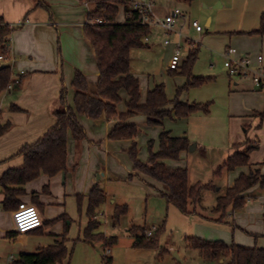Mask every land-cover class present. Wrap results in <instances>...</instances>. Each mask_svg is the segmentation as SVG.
<instances>
[{
  "label": "crops",
  "instance_id": "1",
  "mask_svg": "<svg viewBox=\"0 0 264 264\" xmlns=\"http://www.w3.org/2000/svg\"><path fill=\"white\" fill-rule=\"evenodd\" d=\"M217 1L213 0V3ZM156 2V13L160 17L167 15L168 12L166 14L163 13L162 4L158 0ZM215 7L219 8V10L214 15H210L206 22V26L211 32L204 31V28L201 32L195 31L201 33L200 42L196 41L198 44L195 47H190L187 41L190 38L185 36L184 26L182 25L186 24L187 14L181 8L184 11L183 15L176 18L175 29L168 36L171 39V44L174 45L179 41L181 43L187 41L184 51L186 55L184 63L188 61V55L192 49L198 47L200 53L201 46L206 43L213 55L222 57L224 60L226 49L234 46L238 49L240 56H250L252 62L257 64V56L259 54L264 56V34L254 33L253 31L260 27L261 17L264 14V0H220ZM92 8L93 6L90 3L86 5L79 0H0V18L6 22L13 23L15 26L18 25L11 34L10 54L14 57L11 69L19 77L18 83L12 89L4 90L0 95V120L3 124L10 123L11 125L0 136V176L9 168L21 167L24 164L23 157L15 154L23 145L37 141L49 128L56 124L57 119L54 114L56 110L67 108L68 106L74 107L75 90L72 86V81L76 70H80L87 77L90 90L96 89L99 77L98 65L94 50L84 34V25L88 19L87 13ZM179 19L183 21H180L181 28L177 29L176 24ZM117 21L124 22L121 7L117 15ZM191 21H188L187 24L194 31L191 27ZM150 27L151 33L154 32V25ZM151 33L149 34L150 41L146 42L149 46L146 48H150L156 43L151 38ZM173 33H176L177 40H172L171 35ZM225 71L227 72V69ZM168 72L183 75V73L173 72L170 69H168ZM132 74L134 75V73ZM226 75L229 79L231 95L237 94L242 97L241 99L245 103H248L246 106L248 109L246 119H258L263 125L264 118H262L261 113L264 111V87L256 88L249 78L234 80L229 77L228 73ZM193 76L204 77L195 73H193ZM183 78L182 83L186 84L189 78L185 74ZM139 82L141 103H145L148 92L159 85V83L150 84L147 82L146 88H144L140 79ZM63 89H65V105L62 103ZM176 93L172 97L169 95L170 93L167 94L166 92L171 100L175 98ZM120 95L122 99L117 103V110L119 113H126V102L130 99V96L125 89L121 90ZM180 100L189 102L185 98ZM13 106H17L19 109H13ZM173 107V103L166 106V109L173 110V115L164 118L162 123L157 125L148 124L147 115L142 113L126 119L116 118L111 120L105 117L92 119L79 115L80 123L84 126L87 136L76 142L71 132H68L67 169L53 176L42 174L27 182L24 186L25 192L19 196L22 202L33 204L37 207L42 217L43 225L30 231L19 233L16 240H10L13 242L11 245L12 250L19 254L22 252H36L42 245L56 243L64 232L66 233L68 250L71 238L73 240L80 238L78 242L92 246L94 242L82 239L83 230L88 223L87 216L83 229L80 220L76 235L72 234L70 229L68 230L69 224L76 221L72 210L75 199L78 200L79 196H83L82 205L87 209V195L95 185H99L106 194L105 202L96 211V218L100 220L98 211L105 207L108 202L113 204L114 210L117 205H122V203L115 202L108 190L111 180L127 179L130 181L139 176H143L145 179L147 177L139 174L134 169L128 153L133 140L137 141L141 130L135 138L125 139L109 138L110 131L117 122L136 125L140 122L144 129L146 127L157 128L165 127L167 118L178 122L194 114L188 117H178L174 114L175 110ZM162 131H169L174 136H186L189 138L186 131L178 132V134L174 133L171 128H163ZM161 132L158 137V148L155 149L153 144L154 151H159L160 149ZM150 141H148V146ZM190 143V145L195 144L194 149L191 150L189 147V149L182 151L178 160H164L166 165L169 167H181L184 156L201 146L200 143H192L191 140ZM257 144L256 140L251 141L250 145H248L244 138L242 140L239 139V141L233 143L231 147L233 151L229 150L228 155L225 154L223 159L217 162L218 168L234 152L244 151L252 147L248 164L237 166L232 170L223 169L227 170L226 174H228V184L225 188V193L228 188L234 186L236 179L241 174H247L251 171H260L264 174V155L261 154L257 158L253 157V149L256 148ZM139 158L146 161L149 157L147 159L141 158L139 152ZM172 164L173 166H170ZM181 168L187 167L183 166ZM221 188L222 186H219V190ZM244 195L246 196L245 206L237 210L230 208L225 216L233 219L232 228L236 243L252 247L253 242H244L245 234L248 238L254 239L257 247L264 248V244H257L259 238L264 239V185L257 183L245 191ZM219 196H217V199ZM4 198L5 192L0 191L1 204ZM67 201L72 206L70 210H68L69 202ZM216 204L213 205L214 213H216L214 211ZM13 211L14 209L6 210L3 207L0 208V238H5L8 231H15ZM216 215V217L212 216L211 219L214 221L221 220V215L219 213H216ZM225 216L223 215L221 218L224 220ZM132 225L128 226L126 230L132 238L133 245L135 237L129 231ZM145 228L148 227L145 226ZM106 236L109 237L108 235ZM226 242L231 243V241ZM100 243L104 245L102 241ZM105 248L107 247L104 246V250ZM17 256L14 253L10 254L7 264H11L12 261L18 259L19 257ZM11 257L12 260H10ZM111 257L113 261V256ZM66 260H70V258L68 257L64 261ZM220 261H223V259L220 258Z\"/></svg>",
  "mask_w": 264,
  "mask_h": 264
},
{
  "label": "trees",
  "instance_id": "2",
  "mask_svg": "<svg viewBox=\"0 0 264 264\" xmlns=\"http://www.w3.org/2000/svg\"><path fill=\"white\" fill-rule=\"evenodd\" d=\"M81 3L88 2L93 8L87 13V22L84 25V34L88 43L94 50L99 77L95 90H90L87 77L76 70L72 86L75 90L74 107L68 106L55 111L57 122L49 128L37 141L23 145L16 156H22L24 164L21 167L7 169L0 176V191L5 192L2 207L6 210L16 209L22 200L19 198L25 192V184L42 174L53 176L67 169L68 157V132L70 131L76 142L87 136L84 126L80 123L79 115L92 119L105 117L111 119H126L136 114H146L148 124L157 125L163 119L172 116L173 110L166 109L170 103L174 104V114L178 117H188L191 114L203 111L209 113L208 104L189 103L180 100L179 93L185 87L200 86L210 80L208 77L193 76V67L199 55L196 47L189 52L188 61L182 66L180 73L188 76V82L178 87L174 99H169L164 84L157 85L147 94L145 103H141V89L139 78L131 72V52L133 49L146 48L149 46L145 37L151 33L148 25L134 22L138 15L129 16L126 21L118 22L117 15L119 5H125L129 0H79ZM191 4L193 0H178ZM103 19L104 23H97ZM0 21H4L0 18ZM26 21V20H24ZM18 26V25H17ZM16 26V27H17ZM14 29L4 26L0 29V52L4 51V45L8 41L9 34ZM254 33L264 34V14L261 17L260 27ZM0 63V95L7 89L12 79L10 64ZM173 72H177L173 70ZM125 89L130 99L127 100V112L119 113L117 103L121 101L120 92ZM62 103L65 105V89L62 90ZM13 109H19L13 106ZM1 115V112H0ZM264 118V111L261 113ZM10 123L3 124L0 120V136L9 128ZM136 124L117 122L109 133L111 139L135 138L140 132ZM190 140L186 136H174L169 131L160 134V149L154 151L153 140L149 142V158L143 161L139 158L138 143L134 139L128 150L134 169L166 187L162 195L168 203L175 205L185 214L197 212V204L201 202L204 188L214 187L211 183L202 185L189 184L188 168L169 167L166 159L178 160L182 151L189 149ZM252 147L244 151H236L217 169V173L224 168L232 170L240 165H246L250 161ZM257 183L264 185V174L260 171H251L241 174L235 181L234 186L220 195L214 207L216 213L221 216L232 209H241L245 206L246 196L244 192ZM36 196V195H35ZM83 196L78 197V205L82 210ZM86 214L88 223L83 230L82 239L89 242L102 241L105 247H112L117 242L116 236L107 237L100 231L101 220L96 218L97 209L105 202L106 194L99 185L87 195ZM128 211V205H117L114 210V218L119 221L121 216ZM164 226L157 229L155 237L145 234V226L132 225L129 229L134 235L133 246L138 248H156L158 235ZM19 235L17 231H8L5 238L14 241ZM54 244L42 245L36 252H22L19 258L11 264H57L62 263L70 253L66 245V233ZM77 238L76 240H79ZM189 247L199 250L200 255L208 259L222 258V264H264V248L246 247L234 241L228 243L224 240H209L199 236L189 237ZM106 264L112 263L110 255L104 256Z\"/></svg>",
  "mask_w": 264,
  "mask_h": 264
},
{
  "label": "rangeland",
  "instance_id": "3",
  "mask_svg": "<svg viewBox=\"0 0 264 264\" xmlns=\"http://www.w3.org/2000/svg\"><path fill=\"white\" fill-rule=\"evenodd\" d=\"M158 2L162 4L164 14L176 6L186 11L187 21L184 20L186 24L182 26H184L185 36L190 38L187 40L190 47H195L197 42H200L201 33L190 29L187 24L188 21L196 19L201 23L204 31L211 32L206 26V22L210 15H214L219 10L215 5L220 0L216 3H213V0H194L189 5L178 0H158ZM180 21L183 20L179 19L176 24L177 29L181 28ZM154 28L155 31L151 33V38L156 43L150 48L132 50L131 72L139 77L144 88H146L147 82L150 84L158 82L164 84L167 94L170 93L169 95L174 97L178 86L185 84L182 83L184 74L168 72V64L175 45H165L164 39L168 36L166 31L157 25H154ZM171 38L177 40L176 33H173ZM187 41L182 43L184 51ZM225 70L224 58L213 55L206 43L203 44L194 64L193 73L208 77L210 80L200 86L183 88L179 93V98L188 99L189 103L208 104L210 112L206 114L203 111H198L189 118L178 122L167 118L165 127H146L144 129L142 123H137L141 128L137 142L140 157L144 159L149 157L148 141L154 139V148H158V137L163 128H171L176 134L186 131L192 143L201 144L196 150L190 151L184 156L180 165L188 168L190 185L196 183L214 185L213 188L203 189L201 202L196 206L198 212L185 214L175 205L168 203L162 195V191L167 190L166 187L151 178L146 177L145 179L143 176H139L130 181L113 179L108 185V190L116 203H127L128 212L117 221L114 218V206L108 202L105 207L98 211L102 222L99 230L108 236L116 235L118 237L117 242L111 248H105V250H109L107 252L100 241H95L91 246L71 238L69 245L70 260L57 264H106L104 261L106 254L113 256V261L110 264L219 263L220 258H204L200 255L199 250L191 248L187 244L188 238L193 236L209 240L231 242L235 240L231 217H227L225 214L224 220L221 218L223 216L220 217L221 220L219 221L211 219L212 216H217L213 212V205L217 203V196L225 193L228 184L227 170H223L222 174L221 172L217 173V162L221 161L225 154L228 155L229 150L233 151L231 149L233 143L243 138L248 145L254 140L258 142V147L253 149V157L257 158L261 154L264 155V124L261 125L258 119H246L248 103H245L241 99L242 97L237 94L231 95V87L229 88V79ZM177 72L179 73L180 70ZM260 174L262 173L260 172ZM219 186H222L221 190H219ZM67 207L68 210L72 207L70 202ZM72 208L76 221L69 224L68 230L70 229V232L76 235L80 220L82 229L86 221V207L82 205L80 211L78 200L75 199ZM219 215L221 214L219 213ZM131 224L148 228L155 226L156 230L152 237H155L159 227L164 226L158 235V246L156 248L134 247L132 238L126 230ZM244 238L245 243L253 242L252 247L256 246L254 239L248 238L245 234ZM235 242L237 241L235 240ZM12 243L7 238H0V263L7 264L9 255L13 253L19 257L20 254L12 250ZM257 244H264V239L259 238Z\"/></svg>",
  "mask_w": 264,
  "mask_h": 264
},
{
  "label": "built area",
  "instance_id": "4",
  "mask_svg": "<svg viewBox=\"0 0 264 264\" xmlns=\"http://www.w3.org/2000/svg\"><path fill=\"white\" fill-rule=\"evenodd\" d=\"M88 5V2H84ZM156 0H129L125 5H119L122 9L124 15V21L133 15L134 13L138 15V18L134 21L136 23L153 26L157 25L162 27L166 31V35H169L175 29L176 18L183 15V10L179 7L171 9L167 15L160 17L156 13ZM119 7V8H120ZM97 23H104L103 19H98ZM4 26H8L10 29H15L13 23L0 21V29ZM191 27L197 31L201 32L203 26L201 23L194 19L191 21ZM12 32L8 36V41L4 45V51L0 52V63L12 65L11 63L14 60V57L10 54V41L12 39ZM145 41H150V36L145 37ZM165 44H171V39L167 36L164 39ZM224 66L227 69V73L231 79H245L249 78L253 82L254 86L258 89L264 87V56L259 54L257 56V64L252 62L250 56H240L238 49L234 46H230L224 52ZM186 60V55L182 46V43L179 41L175 44L174 52L170 58L168 69L170 70H181L184 61ZM19 77L12 73V79L7 86V89H12L15 84L18 83ZM0 208L2 204L0 202ZM15 231L19 233H24L40 227L43 225V220L40 215L39 210L33 204L21 202L19 206L13 211ZM156 227L147 228L145 234L147 236H153ZM109 252V250L107 251ZM12 260V257L10 258ZM223 261H219L216 264H222Z\"/></svg>",
  "mask_w": 264,
  "mask_h": 264
},
{
  "label": "water",
  "instance_id": "5",
  "mask_svg": "<svg viewBox=\"0 0 264 264\" xmlns=\"http://www.w3.org/2000/svg\"><path fill=\"white\" fill-rule=\"evenodd\" d=\"M5 65L4 64H2V67H4ZM194 147H195V144H192V145H190V149L192 150V149H194ZM177 254V253H176ZM178 256V255H177ZM179 258V257H178Z\"/></svg>",
  "mask_w": 264,
  "mask_h": 264
}]
</instances>
